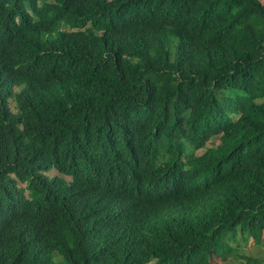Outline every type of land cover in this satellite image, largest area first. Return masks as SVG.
Returning <instances> with one entry per match:
<instances>
[{
    "label": "trees",
    "instance_id": "trees-1",
    "mask_svg": "<svg viewBox=\"0 0 264 264\" xmlns=\"http://www.w3.org/2000/svg\"><path fill=\"white\" fill-rule=\"evenodd\" d=\"M263 232L264 0H0V264H210Z\"/></svg>",
    "mask_w": 264,
    "mask_h": 264
},
{
    "label": "rangeland",
    "instance_id": "rangeland-1",
    "mask_svg": "<svg viewBox=\"0 0 264 264\" xmlns=\"http://www.w3.org/2000/svg\"><path fill=\"white\" fill-rule=\"evenodd\" d=\"M201 151H199V153ZM232 245L237 248V253L241 256L236 255L233 258L228 257L226 261L214 257L210 261V264H243L246 263L243 255H246L248 258L259 259L257 264L264 263V232L262 233L260 244H257L254 238L252 236H249L247 239L238 237L236 241L232 242ZM62 260L63 258L60 256V254L55 252L54 261L62 262Z\"/></svg>",
    "mask_w": 264,
    "mask_h": 264
},
{
    "label": "bare ground",
    "instance_id": "bare-ground-1",
    "mask_svg": "<svg viewBox=\"0 0 264 264\" xmlns=\"http://www.w3.org/2000/svg\"><path fill=\"white\" fill-rule=\"evenodd\" d=\"M76 173H77V172H76ZM59 175H60V173H59ZM74 175H75V174H74ZM123 177H124V176H123ZM125 177H126V176H125ZM125 177H124V178H125ZM80 179H82V178H80ZM117 194H118V193H117ZM86 195H87V194H86ZM91 196H92V195H91ZM119 197H120V196H119ZM105 201H106V200H105ZM122 212H123V211H122ZM124 213H125V212H124ZM124 213H123V214H124ZM118 214H119V213H118ZM121 214H122V213H121ZM102 223H103V222H102ZM100 227H101V226H100ZM117 232H118V231H117ZM99 234H100V233H99ZM113 240H114V239H113ZM113 240H112V241H113ZM97 243H98V242H97ZM133 243H134V242H133ZM102 245H103V243H102ZM81 246H82V245H81ZM104 247H105V246H104ZM109 251H110V250H109Z\"/></svg>",
    "mask_w": 264,
    "mask_h": 264
}]
</instances>
